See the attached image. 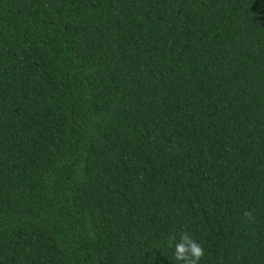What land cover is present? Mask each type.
<instances>
[{"label": "trees", "instance_id": "trees-1", "mask_svg": "<svg viewBox=\"0 0 264 264\" xmlns=\"http://www.w3.org/2000/svg\"><path fill=\"white\" fill-rule=\"evenodd\" d=\"M179 231L264 264V0H0V264H176Z\"/></svg>", "mask_w": 264, "mask_h": 264}, {"label": "clouds", "instance_id": "clouds-1", "mask_svg": "<svg viewBox=\"0 0 264 264\" xmlns=\"http://www.w3.org/2000/svg\"><path fill=\"white\" fill-rule=\"evenodd\" d=\"M243 216L246 220H253L252 213L245 210ZM177 236L179 239H177ZM168 246L174 249L176 264H200L205 255L203 246L187 231L172 232L168 235Z\"/></svg>", "mask_w": 264, "mask_h": 264}]
</instances>
